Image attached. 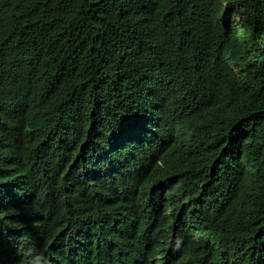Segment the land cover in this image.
<instances>
[{"label":"trees","instance_id":"1","mask_svg":"<svg viewBox=\"0 0 264 264\" xmlns=\"http://www.w3.org/2000/svg\"><path fill=\"white\" fill-rule=\"evenodd\" d=\"M0 264H264V0H0Z\"/></svg>","mask_w":264,"mask_h":264}]
</instances>
